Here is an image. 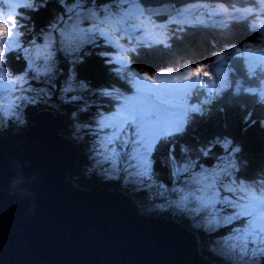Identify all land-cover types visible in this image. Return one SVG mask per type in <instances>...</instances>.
<instances>
[{"label":"snow or ice","instance_id":"snow-or-ice-1","mask_svg":"<svg viewBox=\"0 0 264 264\" xmlns=\"http://www.w3.org/2000/svg\"><path fill=\"white\" fill-rule=\"evenodd\" d=\"M49 3L56 5L52 18L37 35L28 37L27 46H9L0 41V81L8 84L19 79L39 86L49 75H57V69L63 81L56 84L53 80L47 91L40 87L35 97L33 88L19 89L22 95L16 97L15 109L39 104L51 107L57 102L74 106L72 117L87 115L77 125V131L81 126L86 131L88 158L93 168L109 180L123 179L135 191L145 192L155 208L212 237L224 264H264V179L259 175L252 179L241 175L240 145L230 136H214L195 149L189 148L183 137L190 125L204 116L190 90L166 85L151 87L165 76L164 71L138 72L137 81L125 80L116 71L121 59L117 49L142 35L150 36L148 26L163 27L156 23V18L170 13L162 6L150 9L145 0H11L4 6L7 10L0 8V24L7 29L6 39L23 35L18 31L23 21ZM219 9L224 11L222 6ZM182 11L176 9L177 14ZM32 30L37 32L34 24ZM246 47L251 50L252 45ZM93 53L122 88H92L89 81L79 76V66ZM227 55L220 54L218 59ZM8 57L24 60L25 70L13 73ZM61 63L67 67H60ZM197 73L205 79H216L209 64L189 68L186 76L171 79H196ZM218 74L220 89L227 88L224 75ZM261 100L264 101V93ZM211 102L204 100L203 104ZM261 123L264 125V121ZM161 146L167 148L168 158L163 166L167 168L168 181L154 185ZM217 148L220 152L215 151Z\"/></svg>","mask_w":264,"mask_h":264},{"label":"water","instance_id":"water-1","mask_svg":"<svg viewBox=\"0 0 264 264\" xmlns=\"http://www.w3.org/2000/svg\"><path fill=\"white\" fill-rule=\"evenodd\" d=\"M64 124L65 113L42 109L28 128L0 135V264H214L177 220L140 213L103 185L72 184L78 149Z\"/></svg>","mask_w":264,"mask_h":264},{"label":"trees","instance_id":"trees-1","mask_svg":"<svg viewBox=\"0 0 264 264\" xmlns=\"http://www.w3.org/2000/svg\"><path fill=\"white\" fill-rule=\"evenodd\" d=\"M167 1H171L173 6L179 7L178 9H182L186 5L206 3L210 6H222L226 11L240 13L255 14L259 9L264 10V6L255 4V0H145V3L148 6H153ZM55 9V3H49L47 8L30 13L31 19H25L23 26L20 28L23 35L18 37L19 43L25 46L28 45V37L37 35L38 31L49 23ZM165 17L162 14L157 19L161 20ZM251 21L250 18H245L243 15H233L226 23L199 24L198 22V24H186L179 29H175L174 34H171L166 42L156 43L157 40L153 43L139 45L140 48L132 54L130 62L121 66L117 65L116 71L126 80L128 75L132 76L134 70L136 72L156 73L167 66L176 65L175 68H179L184 64L190 66L210 65L215 62L219 63L215 55L228 53L227 57L223 59L229 63L230 67L229 77L225 78L228 84L227 88L220 89L221 81L218 80L216 74H214L216 77L215 83L210 84L206 80H200L193 85L189 84L184 87V90H190L192 96L195 97V102L200 105L204 116L197 118L190 125L187 135L183 137V143L188 145L189 148L195 149L197 144L202 145L214 136H230L241 147L239 154V158L243 162L241 175L246 178L259 175L264 179V125L261 123L264 121V101L261 100L262 93H260V90L262 87L259 86L260 77L263 76L264 72L262 74L258 71L261 67L256 64L259 62L248 57L251 52L247 53L245 50L248 48L246 45H252L251 42H254V38L257 37V31L251 27ZM33 24L37 32L32 30ZM4 37H0V40ZM236 48L239 49V52L234 51ZM8 66L13 73L25 70L24 60H16L12 57H8ZM66 67V65H63V68ZM250 68L252 71H249ZM211 71L213 70L211 69ZM78 72L81 78L89 81L92 88H100L106 85L123 87L115 79L110 81L104 77L107 70L94 53L85 58V62L79 66ZM98 77H104L105 81L100 80ZM54 81L56 84H60L63 77L57 75ZM31 85L34 88L42 86ZM246 89L252 91H245ZM15 91H17L16 88ZM19 92L14 93L15 97ZM86 100L94 102L91 97H86ZM204 100H211L212 102L206 105L203 104ZM57 104L56 106L53 103L51 107L44 104L24 106L22 120L13 122L10 117L6 118L4 123L0 124V135L28 128L38 110L49 109L54 112L64 110L66 115L65 124L60 129V133L74 142L78 149V159L73 168L67 172L66 178L82 189L99 184L109 190L120 191L131 196L137 205L141 206L148 198L145 192L135 191L130 184L124 186L120 183V180L102 178L100 174L93 170L88 158L89 140L86 131L82 126L78 132L73 130V124H80L85 121L87 115L80 114L77 119L70 115L74 106H61L58 102ZM215 151L220 152V149L217 148ZM167 158V148L161 146L157 152L158 163L155 165L156 176L153 178L159 183L166 184L168 181V171L163 166ZM145 212L173 218L185 225L188 230L196 234L200 252L214 264H224L219 254L208 248L210 241L212 243V237L204 235L202 232L190 227L183 219L164 211L145 210Z\"/></svg>","mask_w":264,"mask_h":264},{"label":"rangeland","instance_id":"rangeland-1","mask_svg":"<svg viewBox=\"0 0 264 264\" xmlns=\"http://www.w3.org/2000/svg\"><path fill=\"white\" fill-rule=\"evenodd\" d=\"M256 4L258 5H262L264 6V0H255ZM6 2H11V0H0V8H4V10H7L4 6L6 4ZM3 5V6H2ZM160 5V4H157ZM182 13L181 14H177L171 16H166L165 19H161L158 20L156 18V23L159 25H162L163 27L157 28V29H151L150 26V32L151 35L150 36H145L142 35L140 37V39H133L130 42L127 43H123L121 48L117 49V55H120L121 59L118 63L119 66L121 65H125L127 63L130 62V58L132 57V54L138 49L140 48L139 45H144L147 43H153V42H166L169 38V36L171 34H174V30L175 29H179L180 27H183L186 24H190V23H194V24H205V23H209V24H213V23H226L233 15H243L245 18H250L252 21L251 23V27L256 28L257 31V37L254 38V42H252V48L251 50H249V48H246V52L248 51H255V49L257 51H261L259 49H264V10H257V13L253 14V13H245V12H235V11H222L219 12L220 9L218 6H210V4H206V3H196V4H191V5H186L184 8H182ZM5 20H7V17H5ZM3 26L4 25H1ZM5 28V27H4ZM20 32V29L18 30ZM5 37L2 38L0 41H3L5 44L7 45H12L13 43L15 44H20L19 43V38L21 35H16L13 36V38L11 40L6 39V35H4ZM2 37V36H0ZM114 39H119L118 37H114ZM27 46V45H26ZM22 51H24V49L22 48ZM264 52V51H261ZM3 53V48L0 47V55H2ZM220 54L215 55L216 59L219 61L215 62L211 65V68L214 70L215 74L218 76V80L221 81L220 75L218 73H222L224 75V77L226 78L227 76L229 77V63H227L224 60H220L218 59V56ZM125 57H127V59H125ZM261 66L264 69V58L261 59ZM201 65V64H199ZM60 67L63 68V63H61ZM175 66H167L163 69H161L160 71H164L165 72V76L162 78H158L157 82L155 85H152L151 87L153 88H157L163 85H166L168 87H172L174 88L176 86V88H180V89H184V87L186 86V84L188 83H194L196 80H199L201 77L203 76H199V74L197 73L198 78L193 79V78H187L186 80L183 81H175L173 79H171V77L173 76H186V73L188 71L189 68H196V66H190V65H186L184 64L183 66L179 67V68H175ZM59 69H57V75H58ZM138 72H136V70L133 71V73L131 74L132 76L128 75L126 77V80L128 81H137L140 80V77L137 75ZM6 75H8L6 73ZM53 76V75H49L47 80L45 81V83L41 86L43 87L46 91L48 90V85L55 79V77L57 76ZM105 78H107L108 80L111 81V79L114 80V77L111 76L108 72L105 73L104 75ZM103 77V78H104ZM100 80L105 81L102 77H98ZM9 79H12V77L9 74ZM209 80H211V78H208ZM141 83H143V81H141ZM260 85H263V88L261 90V93H264V80H262V83ZM33 88L34 91L32 93L33 97H35L36 93L39 91L40 87L34 88L33 85L31 84H25L23 82V80H15L14 83L8 82V84H6L4 81H0V124L4 123V120L6 118H11L13 122H19L22 120L23 116H22V112H23V108L24 105L20 106L19 109H15V104L18 102L16 100L17 96L22 95L21 92H19L16 97L14 95V93L18 92L19 89L21 88ZM15 88L17 91H15ZM15 97V98H13ZM5 99L4 102H2L1 100ZM56 106L58 105L57 103H54ZM61 112H65L64 110H60ZM5 113H10L9 115H5ZM66 118V115H65ZM77 125L78 124H73L74 127V131H77ZM239 161V167L241 169L242 166V160L241 158H238ZM93 168V167H92ZM93 170H95L97 172V174H100L102 178H106L98 169L93 168ZM255 177V176H254ZM253 177V178H254ZM248 179H252V178H248ZM120 183L124 184V186L127 185V183H125V181L123 179L120 180ZM153 184L154 185H158L160 184L159 182L155 181L153 179ZM123 186V185H122ZM153 191H155V187L153 188ZM148 197V195H147ZM146 199V198H145ZM159 202V201H157ZM139 210L141 211L140 213H144V214H148L145 212V210L147 211H157V212H163V210L161 209H157L153 206V203H150L149 199L147 198L145 200V202L139 206ZM208 248L214 252L219 254V246L214 245L213 243H209ZM197 249H199V244H197ZM200 251V249H199ZM201 253V252H200ZM202 254V253H201ZM203 255V254H202Z\"/></svg>","mask_w":264,"mask_h":264},{"label":"bare ground","instance_id":"bare-ground-1","mask_svg":"<svg viewBox=\"0 0 264 264\" xmlns=\"http://www.w3.org/2000/svg\"><path fill=\"white\" fill-rule=\"evenodd\" d=\"M161 4L164 5L165 3L163 2V3H161ZM170 4L173 5L171 2H170ZM254 67H255V66H254ZM255 70H256V68H255ZM263 70H264V69H263L262 67L258 69V71H259V72H262V74H263V72H264ZM256 72H257V70L255 71V73H256ZM260 80H264V74H263V76L260 77ZM41 110H42V109H41ZM38 111H40V110H38ZM38 111H37V112H38ZM37 112H36V113H37ZM33 124H34V123H33ZM136 206H137V205H136Z\"/></svg>","mask_w":264,"mask_h":264},{"label":"clouds","instance_id":"clouds-1","mask_svg":"<svg viewBox=\"0 0 264 264\" xmlns=\"http://www.w3.org/2000/svg\"><path fill=\"white\" fill-rule=\"evenodd\" d=\"M7 34V29L6 28H4L3 26H0V36H4V35H6ZM138 207H139V205H138ZM152 214V213H151ZM155 215H157V214H155ZM200 252V251H199Z\"/></svg>","mask_w":264,"mask_h":264}]
</instances>
